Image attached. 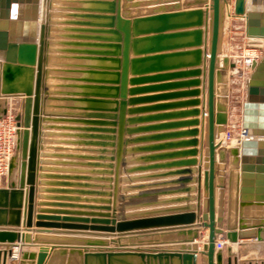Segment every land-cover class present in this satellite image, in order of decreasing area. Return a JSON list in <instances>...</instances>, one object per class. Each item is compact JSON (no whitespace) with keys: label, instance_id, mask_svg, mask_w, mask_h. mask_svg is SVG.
Segmentation results:
<instances>
[{"label":"water","instance_id":"1","mask_svg":"<svg viewBox=\"0 0 264 264\" xmlns=\"http://www.w3.org/2000/svg\"><path fill=\"white\" fill-rule=\"evenodd\" d=\"M232 5L233 16L245 20L246 35L262 40V56L246 79L240 116L245 137L238 145L221 146L215 126L228 121L229 75L217 63L221 0H0V94L21 97L17 182L0 187V264L11 263L20 248L14 242L54 245L50 251L21 248L18 264H198L199 255L206 264H223L214 246L217 235L228 243L259 236L257 228L264 227V0H232ZM205 82L203 157L197 136ZM159 109L172 111L150 113ZM159 119L167 121L150 123ZM170 128L176 130L134 135ZM157 140L164 142L140 145ZM127 161L145 164L122 169ZM160 168L168 171L145 176L180 175L157 184L184 186L126 197L186 195L129 206L189 202L194 197L187 194L200 191L202 180L206 210L198 216L200 204L186 203L117 220L110 211L119 173ZM35 191L36 229H30ZM160 212L168 214L152 215ZM164 226L179 227L139 231ZM199 227L208 228L201 245L194 241ZM52 229L102 234L63 235Z\"/></svg>","mask_w":264,"mask_h":264},{"label":"crops","instance_id":"2","mask_svg":"<svg viewBox=\"0 0 264 264\" xmlns=\"http://www.w3.org/2000/svg\"><path fill=\"white\" fill-rule=\"evenodd\" d=\"M210 1V0H209ZM228 0H221V11L223 9V7L225 6V3ZM180 2V1H179ZM182 2V0H181ZM209 5V4H208ZM235 20H240L239 22H241V26H239L242 30L240 31V35L243 36V39H246V42L249 43L250 46H255V47H260V43L262 42V40L258 37H249L246 35L245 33V20L243 18H239V17H235ZM210 23V11H209V15H208V24ZM223 24H222V20H221V29H220V42H219V48H218V53H217V59H219V53L225 48H227L226 46L229 45V36L226 35V33H223ZM209 36V33H208ZM255 42V43H253ZM257 45V46H256ZM218 63V61H217ZM226 60L224 59L223 64H220L222 67L225 68L226 66ZM219 65V64H218ZM250 71H248V73H246L247 77ZM230 74L228 75V123H233V120L230 119V110H229V104H230V99L232 97V83L233 81L231 79H229ZM247 77L244 79V89L246 86V79ZM204 86V88H203ZM202 91L201 94L199 95V99H201V103L199 104L198 108L200 109V114L198 116L199 120H200V124L198 125V129H199V134L197 136V138L199 139L200 143L198 145L199 148V152H202V156L205 157L207 155V115H206V111H207V85L206 82L204 83V85H201ZM205 96V97H204ZM245 96V95H244ZM9 98L15 99L16 102H21V97L18 96H9ZM162 101H158L157 103H160ZM156 103V102H154ZM6 104L5 100H2L0 102V109L2 111V109H4ZM176 110V109H173ZM172 111V109L169 110H165V109H159V110H154L150 113L152 114H159L161 112H169ZM205 111L204 116H202V112ZM18 112V110H17ZM16 112V115H17ZM169 120H174V119H169ZM167 120H163V119H159V120H154L151 121L150 123H162V122H166ZM227 123V124H228ZM146 123H141V125H144ZM149 124V123H147ZM227 125L225 126H215V142L222 145H226V146H234V145H238L237 139H239L240 136H244V133H240L239 135H237L235 138H233L230 142L226 143L225 140L224 142L222 141L223 137H224V130L226 128ZM176 130L175 128H170V129H160V130H155L153 132H140L139 134H134V135H148V134H153V133H162V132H166V131H174ZM133 135V136H134ZM164 142L163 140H157V141H150V142H141L140 145H147V144H153V143H161ZM202 142H203V147H202ZM174 150V149H173ZM166 150H156V152H164ZM142 154H146V153H140L138 155H142ZM133 154H128L125 157L130 159L131 157H133ZM200 156L197 155V158H199ZM216 160V157H215ZM166 160H158L156 161L157 163H161L164 162ZM168 161V160H167ZM200 161V160H199ZM228 162V161H227ZM148 163H154V162H148ZM200 163V162H199ZM13 165V167L11 169H9V172L6 176V178L4 179L3 185L1 187H5L8 186L9 183L17 182V175H18V164H19V158L17 155V148H16V152L11 160V163ZM145 163L143 162H126V163H122L121 168H125V167H130L133 165H144ZM207 162L205 161V158H203V162L201 164L202 166V171L207 167ZM174 169V168H173ZM227 169H228V163H226V173H227ZM164 171H168L167 168H160V169H154V170H148V171H139V172H134V173H126V172H120L119 173V183H118V189H117V194H116V201H115V210H111L110 213H114L117 220L119 219L118 216L119 215H123L124 218L123 219H135V218H143V217H147L148 215H139V216H125V215H133L134 213H143L149 210H160V209H165V208H170V207H176L179 205H184L186 203H190V204H200V210L196 207L195 212L196 214L199 216L201 212L206 210L205 207V201H206V193L203 190L202 187V180H201V187H200V191H198V189H196L195 191H193L190 194L187 195H191L193 196V200L189 201V202H177V203H164V202H158L155 204H145V205H140L138 207H131L129 205L134 204V203H147L149 201H162L164 199H168L170 197H178V196H183L186 195L185 193H175V194H158V195H147V196H142V197H137V198H127L126 196L129 194H135V193H149V192H156V191H160L163 189H171V188H177V187H182L183 184H175V185H158L157 183L163 182V181H168V180H172V179H176V178H180L183 176L180 175H174V176H168V177H146L145 175H151L153 173H161ZM130 175H139L141 178L135 181H128L127 177ZM226 175V174H225ZM144 176V177H142ZM227 180V178H226ZM153 183H155V185H153ZM129 185H144L143 187L139 188V189H133V190H127L126 187H128ZM193 185H197L196 183ZM184 186V185H183ZM254 188L256 187V183L254 182V184L252 185ZM217 189V188H216ZM24 198L26 199V193H27V188H24ZM226 182H225V187H224V203L226 201ZM36 196H37V192L35 191V205H34V211H33V225L30 227V229H36L34 226V222H35V214H36ZM218 200V196H215V201ZM225 205V204H224ZM168 212H160V213H155L152 215H167ZM198 216L195 220V224H197L198 222ZM24 219H25V206L22 209V214H21V223L18 227H15L17 230L22 231V229L24 228ZM176 227L179 226H171V227H157V228H149V229H145V230H139L140 233L142 232H146V231H163V230H168V229H174ZM194 227V226H193ZM45 229V228H42ZM73 231V232H70ZM257 231H259L258 233V237H249V238H243V239H238L236 243H228L227 241L225 242L224 247L221 249V253H222V258H223V264H227L228 261H230V264H264V227L261 228H257ZM53 233H59V234H63V235H96V234H102L99 232H88V231H83V232H76V230H65V229H52ZM134 232V231H131ZM158 233V232H157ZM207 233H208V228L207 227H199L198 228V238H196L194 241L198 242V245H201L202 242H204V240L207 238ZM33 232H31V237H33ZM223 235V234H222ZM224 237V235H223ZM202 238V239H201ZM225 238V237H224ZM207 240V239H206ZM205 240V241H206ZM226 240V239H225ZM166 243V242H163ZM14 244H19L20 248L17 250L18 254H16L17 256H13L11 263L9 264H18L19 263V253H20V249L24 248L28 251H34L37 250V247H46L50 248L53 247L54 245L51 244H34V243H23V242H14ZM159 245H165V244H159ZM109 247H115V244L110 242L109 243ZM200 261L202 262V264H206V259L205 256L201 259L200 255L198 258V264H200Z\"/></svg>","mask_w":264,"mask_h":264},{"label":"rangeland","instance_id":"3","mask_svg":"<svg viewBox=\"0 0 264 264\" xmlns=\"http://www.w3.org/2000/svg\"><path fill=\"white\" fill-rule=\"evenodd\" d=\"M231 4L232 0L229 1ZM232 6H230V16L227 17V7L225 6L222 9V24H223V33L225 32L226 35L229 36L228 42L229 45L226 46L225 50L223 49L219 53V65L223 64L224 59L226 60L225 68L230 74L229 79L233 81L232 83V97L230 99L229 110H230V119L233 120V123L226 124V128L223 133H226V130H233V138H235L239 132V125H240V116H241V104L245 99V89H244V79L247 77L246 73L249 70L244 69V61L242 58V54L245 55L247 51H251L255 46H250L249 43L246 42V39H243V36L240 35V31L242 30L239 26H241L240 20H235L232 14ZM240 18V17H239ZM255 43V42H253ZM257 46V45H256ZM256 49H260V47H256ZM262 52V50H261ZM229 63H233L234 66L230 67ZM245 77V78H244ZM12 105L15 109V113L20 111V104L21 102H16L15 99H12ZM17 112V113H18ZM200 264L202 262L200 261Z\"/></svg>","mask_w":264,"mask_h":264},{"label":"built area","instance_id":"4","mask_svg":"<svg viewBox=\"0 0 264 264\" xmlns=\"http://www.w3.org/2000/svg\"><path fill=\"white\" fill-rule=\"evenodd\" d=\"M255 50L257 54L252 59H250V62L246 60L248 56L247 53H245V56L242 54L244 65L246 66L247 63L249 65V67H244V69L250 71L251 64L261 58V50ZM2 100H5L6 104L4 107V112H2L0 109V187L3 185L4 179L9 172L11 160L16 152L19 129L16 120L15 109L12 105L13 101L11 98H9V96H3L0 94V102ZM239 133H243L240 125L238 134ZM232 137L233 130H226L223 140L228 143L232 140ZM225 242L226 240L222 234L217 235L214 241L215 249L221 250L224 247Z\"/></svg>","mask_w":264,"mask_h":264},{"label":"bare ground","instance_id":"5","mask_svg":"<svg viewBox=\"0 0 264 264\" xmlns=\"http://www.w3.org/2000/svg\"><path fill=\"white\" fill-rule=\"evenodd\" d=\"M230 0H228L226 3H225V8L227 7V17L228 16H230L231 14H230V11H229V9H230V6L232 5V3L231 4H229L228 5V3H230L229 2ZM241 17V16H240ZM241 18H243V17H241ZM244 19V18H243ZM221 33V32H220ZM250 37V36H249ZM262 43V42H261ZM261 43H260V46H261ZM256 47L255 48H253L250 52L249 51H247V59L246 60H248L249 62H250V59H252L257 53H256ZM245 56V55H244ZM248 65V63L246 64V66L244 65V67H249V65ZM245 137V135L244 136H240L239 137V139H237V142L239 143V141L241 140V139H243ZM223 139H224V137H223ZM222 139V141L224 142V140ZM207 239V238H206ZM205 239V240H206ZM205 240H204V242H205ZM204 242H202V243H204ZM16 254H18V251L17 250H14V252H13V256H17Z\"/></svg>","mask_w":264,"mask_h":264}]
</instances>
